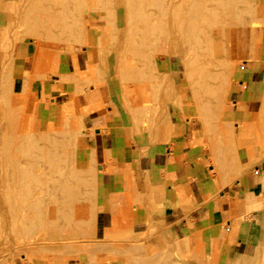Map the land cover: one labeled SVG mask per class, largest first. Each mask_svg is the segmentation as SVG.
<instances>
[{
    "label": "rangeland",
    "instance_id": "374dc122",
    "mask_svg": "<svg viewBox=\"0 0 264 264\" xmlns=\"http://www.w3.org/2000/svg\"><path fill=\"white\" fill-rule=\"evenodd\" d=\"M1 1L0 4L2 5H0V10L4 5L7 7L12 5V14L0 11V34L4 35H0V72H2L0 73V78L3 77L0 79V170L2 168L5 170L2 169L0 171V230L2 231H0V264H35L43 261H45L46 264H78L82 261H86L87 264H108L106 263L108 261L109 264H129V262L130 264H219L217 262L219 258H216V255H205L204 243L201 236L198 234L181 238V240L177 242L167 241L158 244H152L145 238L137 239L126 235H116L114 233H109L103 238L102 234L95 226L97 212L95 185L96 169L89 171L87 168L83 166L78 167L75 164L76 148L79 145V141L83 138V133L93 132L87 125L88 110L83 108L82 101L90 87L99 89L101 93L99 99L107 100L106 104L112 106L115 110H120L127 117L128 123L133 128L134 132L149 134L152 142L160 141L164 134L171 128L170 119L168 117L170 113H177L182 120H190L197 128H200L202 134L200 143L204 145L208 154L207 163L213 169L211 176L216 178L221 186L234 188L241 177L264 158V144L259 143L260 139L264 136V88L261 102L254 111L252 124L248 126V136L246 138H236L232 132V125L222 123L221 113L226 104L227 93L231 85L235 83V76L240 69L243 68V65L247 63L249 68L259 67L260 65L264 67V3L259 6L254 0H237L238 2L236 0H188L189 3L197 2L203 5V8L199 9V11H201L200 17L195 26L198 25L199 28L198 26L196 27L198 30L200 29V31L205 30L206 34H198L196 37L197 39L194 37L187 39L179 35H173L169 29L167 30L169 31L168 35L165 30L166 26L169 28L170 17L166 16L164 12L166 11L165 9L169 7L171 0H157V4L156 0L155 2L149 1L151 4L146 12L149 13L151 18L153 19L157 16L160 18L159 14H162V20L160 18V20L153 19V22L151 21V25H153L151 32L154 29L155 31L158 30V37L153 36L156 34L155 31L151 34L147 33L150 31L148 26L146 25V27L144 21H142L143 15L137 17L132 13L133 5H137L134 3V0H86L87 3L85 0H58V2L56 0H51V3L49 0H41V2H39L40 4H38L39 6L37 5L32 11L34 13L33 19L37 24L33 20H31L33 24L30 21L28 22L29 19L25 15L26 10L30 8V6L33 7L32 3L35 0L31 3H28L30 0ZM22 1L24 3L26 2L27 6L23 3V8L20 9ZM52 1H55V4ZM66 1L68 4H66ZM221 1L224 3L222 2L221 4ZM96 2L99 3L97 4ZM159 2L160 4H158ZM215 2H218V4H215ZM19 3L20 5H18ZM80 8L83 12L80 11ZM205 8L213 12L217 11L216 13H218L221 18L218 16L212 25L208 24L206 20L208 14ZM227 13L229 16L226 15ZM20 15H22L21 18ZM76 16L78 22L75 18ZM15 18L21 21L19 20L18 23V20L16 19L15 21ZM228 21L231 22V24ZM8 22L10 26H8L4 32L3 27ZM46 22L50 27L46 25ZM134 22L138 24H134ZM225 22L228 27L225 25ZM39 25L40 27L44 26L43 28L45 29L40 28ZM70 25H73V27ZM164 25L165 29L163 28ZM230 25L234 26V28ZM18 26H20L19 29L17 28ZM154 26L157 28H153ZM210 26H212L211 29ZM220 26L231 32L229 39L233 43H237L238 40L243 38L242 35H244L246 40L244 47H246L242 49V47L240 48L237 44H233L232 46L221 31L213 37L212 45L208 44L206 42L209 38V36H206L207 32L211 34V31L215 32ZM163 29L166 33H164L165 31ZM145 30L147 32H145ZM15 31L20 33L17 34ZM161 32L164 35L161 34ZM144 34L146 35L145 37H143ZM160 36H162L164 40L162 39L161 41V39H159V41L156 39ZM165 36H167V38ZM139 37L141 38L140 40ZM142 39L143 41L141 42ZM167 39H169L168 42ZM198 39L200 41H198ZM157 41L160 43H157ZM190 49L196 51L189 59V61L193 63L187 66L186 53H188ZM202 54H205V56L203 57ZM213 56L216 57H214V60ZM147 58L150 59V61ZM202 60L205 63H203ZM168 61H173L177 65V71L170 72L164 70V64ZM195 63L197 65H195ZM200 63H203L207 69H209L210 72L208 70L205 71L207 77H203ZM5 64H8L11 69ZM71 65L75 71L74 73L71 72ZM151 67L153 68L151 69ZM137 69L138 71H136ZM8 70L10 74L7 73L9 72ZM219 70H221V72ZM128 72H131V75ZM138 72L141 73V75ZM6 73L9 75H6ZM133 76L134 78H132ZM127 80H129V82ZM223 80L225 81L223 82ZM218 83L220 87L224 83L221 91ZM215 85L217 89L214 87ZM44 91L46 94H44ZM215 94L217 96H215ZM194 95L197 99L194 98ZM52 98L55 101L54 105L50 103L51 100H53ZM51 106L57 108V115L53 123L46 121L44 116L45 109ZM198 107L202 110H200L201 112L198 110ZM260 112L262 114H260ZM8 134H10V136ZM17 135H21L19 139ZM28 135L30 137H27ZM42 137L45 138L46 141H42ZM16 138L17 142L14 141ZM52 138H57L53 140L57 143L49 142L52 141ZM12 140L13 142H11ZM32 140L33 143L35 142V145L30 143ZM5 141L7 144H2V142ZM20 142L23 143L20 145ZM24 143L27 145H24ZM29 143L31 145L33 144L32 147ZM43 143H45L44 145L47 148L44 147ZM17 144L18 147H16ZM22 145H24V147ZM56 145L58 146L55 148ZM19 149L21 151H18ZM50 149L53 154H51ZM12 150L15 151L13 152ZM31 150L32 152L29 154ZM24 153L26 154L24 155ZM5 156L11 159H7L6 161L7 165L12 167L6 165ZM52 157H54L55 160ZM23 158L26 160H23ZM58 158L60 160H58ZM12 159H15L16 163L13 162L14 160L12 161ZM19 159H21V163ZM8 161L11 163H8ZM30 161L32 163L30 165H33V167L29 166ZM54 161L56 163H58V161L60 162L56 164ZM20 164L23 165V168L25 167L24 170L26 174L24 173V175L20 176V178L17 179L18 182L25 181L23 176H30L35 172L37 173L34 174L35 177H41L38 178V182L42 184V186H45L43 187L45 192L41 190V197L43 198L39 200V211L31 210L30 213L27 214L29 218L27 215L25 217L27 220H32L35 212L40 213L46 209L47 211L45 210L44 213L45 216H48V218H45L46 221L48 220L46 222L48 224H43V226L40 223L39 226L35 224L32 225L35 226L34 228L32 227L29 230L26 229L27 231L22 229L21 225H17L13 219L14 213L21 211L22 208L19 207L21 203L18 202L20 201V194L18 193L19 197L18 195L16 196V194L7 197L9 194L8 192H10V190L12 192V169L13 167L16 168V166L20 168ZM26 165H28L29 168ZM50 168L55 170H51ZM31 169H33V173H30V171L32 172ZM49 170H51V172ZM59 171L60 173H58ZM3 172L6 174L8 173L7 177ZM49 174L50 176L48 177ZM56 177H58V179ZM43 179H46L45 184L42 181ZM67 187H69V189ZM8 189L9 191H7ZM71 192L76 194H72ZM46 194L53 195L55 198L53 196L52 199L44 198ZM70 195H72V197ZM13 197H17V203L14 201ZM10 199L13 201L10 202ZM60 201L63 206H60ZM75 202L78 203L76 204L77 208L78 206L80 207V209L78 208L80 215L75 223H73L74 227L72 226L73 229L71 231H74L73 233L77 232L76 238L72 237L75 240L71 238L72 240H67L65 242L61 240V236L63 237L64 235L61 229L49 231V229H52L49 214H51L50 212L52 211L54 216H60L62 212L70 208H76L74 205ZM46 204H50L47 206L48 209L45 207ZM58 204L60 205L56 206ZM54 206H56L57 209H55ZM47 213L48 215H46ZM49 225L50 228L48 227ZM85 231L87 234L84 233ZM96 248L100 250L97 251ZM127 254L130 257L127 256ZM261 259L264 260V258ZM104 260L106 262H104Z\"/></svg>",
    "mask_w": 264,
    "mask_h": 264
},
{
    "label": "crops",
    "instance_id": "0c3cea01",
    "mask_svg": "<svg viewBox=\"0 0 264 264\" xmlns=\"http://www.w3.org/2000/svg\"><path fill=\"white\" fill-rule=\"evenodd\" d=\"M164 70L175 72L177 65L168 61ZM263 88L264 67L244 64L221 113L236 138L248 136ZM100 94L90 87L82 101L93 132L83 133L75 164L96 169L95 226L103 238L114 233L158 244L198 234L205 255H216L219 264H264V158L234 188L221 186L211 176L202 134L193 122L170 113L171 128L152 142L149 134L134 132L127 117ZM56 110L45 109L46 121H55Z\"/></svg>",
    "mask_w": 264,
    "mask_h": 264
},
{
    "label": "bare ground",
    "instance_id": "6f19581e",
    "mask_svg": "<svg viewBox=\"0 0 264 264\" xmlns=\"http://www.w3.org/2000/svg\"><path fill=\"white\" fill-rule=\"evenodd\" d=\"M1 1V0H0ZM24 1V0H23ZM22 1V6H20V9H22L23 8V2ZM27 1V0H26ZM50 1V3H51V0H49ZM57 2H58V0H56ZM59 1H61V0H59ZM86 1V0H85ZM150 0H134V3H136L135 5L136 6H134L133 5V9H132V13L135 15V16H141V15H143V19H142V21H144V25L146 26H148V29H149V31L150 32H147L146 30H148V29H146L145 30V32H147V33H149V34H151L153 31H155V29L151 32V30H152V26L153 25H151L152 24V22H153V19H155V20H157V19H159L160 20V18L162 17L161 15L162 14H159L160 15V18H159V16H157V17H155V18H151V16L149 15V13L148 12H146L147 11V9H148V7H149V5L151 4V2H149ZM151 1H154L155 2V0H151ZM159 1V0H158ZM161 1V0H160ZM218 1H220V0H218ZM232 1H234V0H232ZM237 1V0H236ZM2 2V1H1ZM31 2H33V0L31 1L30 0V2H28V3H31ZM39 2H41V0H35L32 4V6L33 7H31L30 6V8H26L25 10H26V17H28V22L30 21V22H32L31 20H33L34 21V19H33V15H34V13L32 12L33 11V9L34 8H36V6L38 5V4H40ZM53 2V1H52ZM55 2V1H54ZM53 2V3H54ZM63 2V1H62ZM83 2V1H82ZM100 2V1H99ZM98 2V3H99ZM104 2V1H103ZM153 2V3H154ZM222 2L223 1H221V4H222ZM231 2V1H230ZM238 2V1H237ZM45 3H46V1H45ZM64 3H65V1H64ZM81 3V2H80ZM80 3H79V5H80ZM86 3H87V1H86ZM91 3V2H90ZM97 3V2H96ZM97 3V4H98ZM105 3V2H104ZM103 3V4H104ZM149 3V4H148ZM164 3V2H163ZM224 3V2H223ZM241 3V2H240ZM24 4H26V6H27V3L25 2ZM55 4V3H54ZM57 4V3H56ZM66 4H68V2L66 1ZM92 4V3H91ZM155 4V3H154ZM156 4H157V0H156ZM158 4H160V2L158 3ZM165 4V3H164ZM168 4H169V2H168ZM215 4H218V2L216 3L215 2ZM0 5H2V4H0ZM18 5H20V3L18 4ZM69 5H71V4H69ZM78 5V4H77ZM76 5V6H77ZM110 5V4H109ZM153 5V4H152ZM237 5V4H236ZM39 6V5H38ZM74 6V5H73ZM81 6V5H80ZM84 6V5H83ZM156 6H161V5H156ZM17 7V6H16ZM88 7V6H87ZM107 7V6H106ZM167 7H168V5H167ZM223 7H225V6H223ZM222 7V8H223ZM234 7V6H233ZM11 8H12V5L11 6H9V7H7V6H3L2 8H1V12H3V13H10V14H12V11H11ZM40 8V7H39ZM50 8H51V6H50ZM67 8H69V7H67ZM74 8V7H73ZM91 8V7H90ZM158 8V7H157ZM201 8H203V5L202 4H198L197 2H194V3H189L188 2V0H171V2H170V4H169V7L167 8V9H165L166 11L164 12L165 13V15L166 16H168V17H170V25H169V28L166 26V29L164 28L165 27V25L163 26V28L167 31L168 29H169V31L173 34V35H179L180 37H184V38H187V39H189V38H195V39H197L196 37L198 36V34H206L205 33V30H201L200 31V29L198 30L197 29V27L196 26H198V25H196L195 26V24H196V22L198 21V19H199V17H200V12L201 11H199V9H201ZM18 9V8H17ZM75 9H76V7H75ZM81 9V8H80ZM108 9H109V7H108ZM162 9V8H161ZM227 9V8H226ZM35 10H37V9H35ZM59 10V9H58ZM70 10H71V8H70ZM78 10V9H77ZM76 10V11H77ZM158 10V9H157ZM163 10H164V6H163ZM231 10H232V8H231ZM254 10V9H253ZM24 11V10H23ZM47 11V10H46ZM63 11H65V10H63ZM72 11V10H71ZM76 11H74V12H76ZM79 11V10H78ZM81 12H83L82 11V9L80 10ZM205 11H207V14H208V17H207V22H208V24H210V25H212L213 23H214V21H216V17L218 18V13H216V12H213L212 10H208V9H206L205 8ZM230 11V10H229ZM228 11V12H229ZM25 12V11H24ZM37 12H39V11H37ZM48 12V11H47ZM73 12V13H74ZM111 12V11H110ZM163 12V11H162ZM221 12V11H220ZM223 12H224V10H223ZM233 12V11H232ZM231 12V13H232ZM242 12V11H241ZM18 13H19V10H18ZM33 13V14H32ZM41 13V12H40ZM39 13V14H40ZM54 14H56L57 13V10H56V13L55 12H53ZM58 13H60V12H58ZM222 13V12H221ZM230 13V14H231ZM248 13V12H247ZM20 14V13H19ZM78 14V13H77ZM132 14V15H133ZM220 14V13H219ZM79 15V14H78ZM149 15V16H148ZM158 15V14H157ZM202 15V14H201ZM205 15V14H204ZM221 15H224V14H221ZM226 15H228V13L226 14ZM225 15V16H226ZM251 15V14H250ZM12 16V15H11ZM24 16V15H23ZM38 16V15H37ZM40 16V15H39ZM75 16V15H74ZM206 16V15H205ZM229 16V15H228ZM252 16V15H251ZM16 17V16H15ZM22 17V15H20V18ZM60 17V16H59ZM81 17H82V15H81ZM163 17H164V15H163ZM203 17V16H202ZM220 17V16H219ZM17 18H18V16H17ZM17 18H15V21H16V19ZM49 18V17H48ZM68 18V17H67ZM76 18V20H77V16L75 17ZM83 18V17H82ZM135 18V17H134ZM221 18V17H220ZM223 18V17H222ZM234 18V17H233ZM243 18V17H242ZM10 19H13V18H10ZM27 19V18H26ZM41 19V18H40ZM43 19V18H42ZM51 19V18H50ZM66 19V18H65ZM74 19V18H73ZM137 19V18H136ZM152 19V20H151ZM165 19H167V18H165ZM201 19V18H200ZM205 19V18H204ZM204 19H202V20H204ZM18 20V19H17ZM20 20V19H19ZM19 20L17 21L18 23H19ZM46 20V19H45ZM49 20V19H48ZM56 20V19H55ZM59 20V19H58ZM75 20V19H74ZM161 20H162V18H161ZM222 20V19H221ZM233 20V19H232ZM21 21V20H20ZM52 21V20H51ZM63 21V20H62ZM73 21V20H72ZM138 21V20H137ZM152 21V22H151ZM165 21V20H164ZM27 22V21H26ZM35 22V21H34ZM48 22V21H47ZM46 22V23H47ZM58 22V21H57ZM77 22H78V20H77ZM219 22H220V20H219ZM219 22H217V23H219ZM229 22V21H228ZM18 23H16V24H18ZM24 23V22H23ZM36 23V22H35ZM34 23V24H35ZM82 23H83V21H82ZM155 23V22H154ZM226 23V22H225ZM230 24H231V22H229ZM9 24V22L3 27V31L5 32L6 31V28L8 27V26H10V25H8ZM29 24V23H28ZM32 24H33V22H32ZM37 24V23H36ZM45 24V23H44ZM132 24H133V21H132ZM134 24H138L137 22L135 23L134 22ZM143 24V23H142ZM163 24V23H162ZM204 24V23H203ZM202 24V25H203ZM216 24V23H215ZM214 24V25H215ZM221 24V23H220ZM251 24V23H250ZM41 25V24H40ZM40 25H39V27H40ZM46 25H48V23L46 24ZM74 25V24H73ZM73 25L71 26V27H73ZM83 25V24H82ZM155 25H156V23H155ZM205 25V24H204ZM225 25H227V23L225 24ZM249 25V24H248ZM15 26H17V25H15ZM34 26V25H33ZM36 26V25H35ZM38 26V25H37ZM49 26V25H48ZM54 26H56V25H54ZM63 26V25H62ZM65 26H66V24H65ZM68 26V25H67ZM136 26V25H135ZM146 26V27H147ZM157 26H160V25H157ZM230 26H232V25H230ZM44 26H42V27H40V28H43ZM47 27V26H46ZM50 27V26H49ZM203 27V26H202ZM211 27L212 26H210V29H211ZM222 27H224V26H222ZM226 27V26H225ZM227 27H228V25H227ZM233 28H234V26H232ZM13 28V27H12ZM16 28V27H15ZM18 29L20 28V26H18L17 27ZM48 28V27H47ZM135 28V27H134ZM136 28H138V27H136ZM153 28H157L156 26H154ZM159 28V27H158ZM198 28H199V26H198ZM201 28V27H200ZM213 28H214V26H213ZM230 28V27H229ZM39 29V28H38ZM43 29H45V28H43ZM42 29V30H43ZM50 29V28H49ZM64 29V28H63ZM75 29V28H74ZM144 29V28H143ZM160 29V28H159ZM163 29V30H164ZM203 29V28H202ZM231 29V28H230ZM229 29V30H230ZM237 29V28H236ZM15 30V29H14ZM33 30V29H32ZM51 30V29H50ZM66 30H67V27H66ZM76 30V29H75ZM140 30V29H139ZM141 30H142V28H141ZM161 30H162V28H161ZM164 30V31H165ZM207 30V29H206ZM232 30V29H231ZM17 31V30H16ZM15 31V32H16ZM36 31H38L37 29H36ZM47 31V30H46ZM49 31V30H48ZM158 31V30H157ZM157 31H155V33L157 34H155V35H153L154 37L155 36H157L158 37V33H157ZM164 31H162V32H164ZM166 31L164 32V33H166ZM169 31H167V34H168V32ZM223 32V34L225 35V38L229 41V43H231L232 44V46H233V44H237L240 48L242 47V49H243V47H244V45L246 44V40H245V36L244 35H242L243 36V38H241V40H238L237 41V43H233L232 41H230V39H229V37H230V35H231V32H229L228 30H225V29H223V28H221V26L214 32V31H211V34L209 35L208 34V32H207V35L206 36H209V38H208V40L206 41L208 44H210V45H212V43H213V37L217 34V33H219V32ZM71 32V31H70ZM73 32V31H72ZM132 32V31H131ZM135 32H136V30H135ZM142 32H143V30H142ZM161 32V34H163ZM210 32V31H209ZM17 33V32H16ZM20 33V32H19ZM19 33H17V34H19ZM38 33H39V31H38ZM141 33V32H140ZM147 33H146V35H147ZM154 34V33H153ZM237 34V33H236ZM1 35V34H0ZM16 35V34H15ZM36 35V34H35ZM142 35V34H141ZM145 34H144V36L143 37H145L146 36ZM164 35V34H163ZM166 35V34H165ZM169 35V34H168ZM167 35V36H168ZM1 36H4L3 34L1 35ZM1 36H0V38H1ZM152 36V37H153ZM167 36H165L166 38H167ZM178 36V37H179ZM14 37V36H13ZM136 37V36H135ZM141 37V36H140ZM139 37V40L142 38H140ZM148 37H149V35H148ZM164 37V38H165ZM136 38H138V37H136ZM168 38H169V36H168ZM200 38V37H199ZM207 38V37H206ZM146 39V38H145ZM155 39V38H154ZM156 39H161V41H162V39H163V37L162 36H160L159 38H156ZM200 39H202V38H200ZM244 39V40H243ZM150 40V39H149ZM149 40H147V41H149ZM164 40V39H163ZM191 40V39H190ZM226 40V42L228 43V41ZM35 41V40H34ZM137 41V40H136ZM143 41V39L141 40V42ZM154 41V40H153ZM160 41V40H159ZM159 41H157V43H160ZM166 41V40H165ZM169 41V39H167V42ZM195 41V40H194ZM193 41V42H194ZM198 41H200L199 39H198ZM204 42V41H203ZM202 42V44L204 45V43ZM206 42H205V44H206ZM134 43V42H133ZM146 43V42H145ZM148 43V42H147ZM169 43H171V42H169ZM139 44H141V43H139ZM150 44V43H149ZM192 44V43H191ZM198 44V43H197ZM196 44V45H197ZM200 44V43H199ZM207 44V45H208ZM135 45V44H134ZM133 45V46H134ZM138 45V44H137ZM143 45V44H142ZM159 45V44H158ZM157 45V46H158ZM189 45V44H188ZM195 45V46H196ZM210 45H208V46H210ZM227 45H229V44H227ZM1 46V45H0ZM131 46V45H130ZM167 46H168V43H167ZM170 46V45H169ZM199 46H201V45H199ZM147 47H148V45H147ZM231 47V46H230ZM246 47V46H245ZM244 47V48H245ZM141 48V47H140ZM188 48H190V47H188ZM200 48V47H199ZM201 48H203V47H201ZM205 48H206V46H205ZM210 48V47H209ZM139 49V48H138ZM197 49V48H196ZM207 49V48H206ZM230 49V48H229ZM4 50V49H3ZM140 50V49H139ZM147 50H148V48H147ZM201 50V49H200ZM208 50V49H207ZM233 50V49H232ZM238 50V49H237ZM6 51V50H5ZM142 51V50H141ZM196 51V50H195ZM195 51H193V50H189L188 51V53H186L187 54V56H186V65L188 66L190 63L192 64L193 62L191 61H189V59L191 58V56H192V54H194V52ZM210 51V50H209ZM14 52V51H13ZM144 52V51H143ZM230 52H231V50H230ZM238 52V51H237ZM145 53V52H144ZM200 53V52H199ZM198 53V54H199ZM236 53V52H235ZM136 54V53H135ZM232 54V53H231ZM237 54V53H236ZM140 55H141V53H140ZM195 55H196V53H195ZM203 55V54H202ZM209 55V54H208ZM230 55V54H229ZM228 55V56H229ZM8 56V55H7ZM14 56V55H13ZM147 56V55H146ZM149 56V55H148ZM198 56V55H197ZM205 56V54L203 55V57ZM141 57V56H140ZM150 57V56H149ZM148 57V58H149ZM214 57L215 56H213V60H214ZM243 57V56H242ZM9 58V57H8ZM12 58V57H11ZM147 58V59H148ZM198 58H200V57H198ZM216 58V57H215ZM195 59V58H194ZM149 61H150V59H148ZM148 60H147V62H148ZM221 61V60H220ZM11 62V61H10ZM144 62V61H143ZM200 62V61H199ZM202 62H203V60H202ZM209 62V61H208ZM6 63H8V62H6ZM12 63H13V61H12ZM138 63H140V62H138ZM145 63V62H144ZM203 63H205V62H203ZM203 63H200L201 64V68H202V75H203V77L204 76H206L207 77V75H206V73H205V71H209V69H207V67L203 64ZM18 64V63H17ZM140 64H142V63H140ZM211 64V63H210ZM222 64V63H221ZM6 65V64H5ZM8 65V64H7ZM6 65V66H7ZM13 65V64H12ZM146 65V64H145ZM195 65H197L196 63H195ZM207 65V64H206ZM9 66V65H8ZM135 66V65H134ZM144 66V65H143ZM10 67V66H9ZM137 67V66H136ZM135 67V68H136ZM200 67V66H199ZM209 67V66H208ZM216 67V66H215ZM223 67V66H222ZM227 67V66H226ZM1 68V67H0ZM153 67H151V69H152ZM211 68V67H210ZM8 69V68H7ZM10 69H11V67H10ZM9 69V70H10ZM139 69V68H138ZM138 69L136 70V71H138ZM140 69H142V68H140ZM145 69V68H144ZM189 69V68H188ZM195 69V68H194ZM8 70V71H9ZM135 70V69H134ZM201 70V69H200ZM199 70V71H200ZM150 71V70H149ZM153 71V70H152ZM220 72H221V70H219ZM132 72H133V69H132ZM154 72V71H153ZM201 72V71H200ZM210 72V71H209ZM0 73H2V72H0ZM7 73H9L10 74V71L9 72H7ZM6 73V75H9V74H7ZM128 73H130V75H131V72H128ZM139 73V72H138ZM211 73H213V72H211ZM211 73H209V74H211ZM4 74V73H3ZM140 75H141V73H139ZM138 74V75H139ZM142 74H144V73H142ZM149 74V73H148ZM195 74V73H194ZM200 74V73H199ZM214 74V73H213ZM132 75H134V74H132ZM135 75H136V73H135ZM134 75V76H135ZM215 75V74H214ZM221 75H222V73H221ZM221 75H218V76H221ZM1 76H2V74H1ZM42 76V75H41ZM134 76L132 77V78H134ZM146 76V75H145ZM149 76V75H148ZM186 76H187V74H186ZM191 76V75H190ZM200 76V75H199ZM210 76V75H209ZM208 76V77H209ZM223 76V75H222ZM9 77V76H8ZM138 77V76H137ZM152 77V76H151ZM156 77V76H155ZM216 77V76H215ZM214 77V78H215ZM1 78H3V77H1ZM0 78V79H1ZM43 78V77H42ZM140 78V77H139ZM156 78H158V77H156ZM192 78V77H191ZM213 78V77H212ZM223 78V77H222ZM225 78V77H224ZM128 79V78H127ZM196 79V78H195ZM209 79H210V77H209ZM217 79V78H216ZM220 79H221V77H220ZM132 80V79H131ZM149 80V79H148ZM211 80V79H210ZM28 81H29V79H28ZM128 82H129V80H127ZM216 81V80H215ZM225 80H223V82H224ZM1 82V81H0ZM153 82V81H152ZM222 82V81H221ZM131 83V82H130ZM135 83V82H134ZM151 84V83H150ZM206 84V83H205ZM162 85V84H161ZM223 85H224V83H223ZM222 85V86H223ZM226 85V84H225ZM25 86V85H24ZM218 86H219V83H218ZM222 86L220 87L219 86V88H220V91H221V89H222ZM161 87V86H160ZM215 88H216V85L214 86ZM209 88H210V85H209ZM209 88H208V90H209ZM133 89V88H132ZM166 89V88H165ZM203 89V88H202ZM207 89V88H206ZM217 89V88H216ZM215 89V90H216ZM129 90H131V89H129ZM210 91V90H209ZM12 93V92H11ZM131 93V92H130ZM153 93H154V91H153ZM210 93V92H209ZM213 93H215V92H213ZM212 93V94H213ZM217 93V92H216ZM167 94H168V91H167ZM201 94H203V93H201ZM218 94V93H217ZM132 95V94H131ZM195 96V95H194ZM203 96H205V95H203ZM212 96H214V95H212ZM215 96H217L216 94H215ZM182 97V96H181ZM219 97H220V95H219ZM131 98H132V96H131ZM194 98H196V96L194 97ZM193 98V99H194ZM199 98V97H198ZM197 99V98H196ZM195 99V100H196ZM208 99V98H207ZM217 99V98H216ZM89 100V99H88ZM195 100H194V102H195ZM157 101V100H156ZM209 101V100H208ZM209 104V103H208ZM211 104H212V102H211ZM154 105H155V103H154ZM205 105V104H204ZM197 106V105H196ZM212 106V105H211ZM210 106V107H211ZM141 107V106H140ZM145 107V106H144ZM7 108V107H6ZM136 108V107H135ZM143 108V107H142ZM202 108V107H201ZM9 109V108H8ZM209 109V108H208ZM10 110V109H9ZM151 110V109H150ZM196 110H197V107H196ZM198 110L200 111L201 109H199V107H198ZM14 111H16V110H14ZM135 111V110H134ZM137 111V110H136ZM202 111V110H201ZM200 111V112H201ZM17 112H18V110H17ZM147 112V111H146ZM151 112V111H150ZM14 113V112H13ZM16 113V112H15ZM139 114V113H138ZM144 114V113H143ZM142 114V115H143ZM146 114V113H145ZM151 114V113H150ZM206 114V113H205ZM260 114H262L261 112H260ZM6 115H8V114H6ZM16 115V114H15ZM141 115V116H142ZM10 116V115H9ZM147 116H148V114H147ZM205 116V115H204ZM13 118H14V116H13ZM150 118V117H149ZM11 119V118H10ZM144 119V118H143ZM147 119V118H146ZM5 120V119H4ZM19 120V119H18ZM148 120V119H147ZM17 121V120H16ZM8 122V121H7ZM13 123L15 124V122L13 121ZM66 123H68V122H66ZM6 124V123H5ZM11 124H12V122H11ZM145 124H148V123H145ZM9 125H10V123H9ZM105 125V124H104ZM149 125V124H148ZM6 126V125H5ZM13 127V126H12ZM103 127H106V126H103ZM6 128V127H5ZM4 128V129H5ZM8 132V131H7ZM6 132V133H7ZM9 132H10V130H9ZM17 132V131H16ZM21 133V132H20ZM17 134V133H16ZM15 134V135H16ZM31 134V133H30ZM37 134V133H36ZM9 136H10V134H8ZM13 135H14V133H13ZM23 135V134H22ZM32 135H34V134H32ZM9 136H7V137H9ZM12 136V135H11ZM21 136V135H20ZM20 136H18L17 135V137H18V139H19V137ZM37 136V135H36ZM16 137V136H15ZM27 137H30L29 135L27 136ZM32 138V137H31ZM41 138V137H40ZM15 139V138H14ZM13 139V140H14ZM42 141H46V139L45 138H43L42 137ZM45 139V140H44ZM55 139H57V138H52V141H49V142H53V143H57V142H54L53 140H55ZM62 139V138H61ZM10 140V139H9ZM13 140L11 141V142H13ZM22 140V139H21ZM59 140V139H58ZM64 140V139H63ZM3 141H4V139H3ZM15 142H17V138H16V140H14ZM19 141V140H18ZM35 141V140H34ZM30 142V141H29ZM6 143V141L5 142H2V144H5ZM21 143H23V142H20V145H21ZM30 143H33V140H32V142H30ZM29 143V144H30ZM35 143V142H34ZM33 143V144H34ZM48 143V142H47ZM64 143V142H63ZM259 143H262V144H264V136H263V138H261L260 139V141H259ZM1 144V145H2ZM7 144V143H6ZM13 144V143H12ZM12 144H11V146H12ZM26 143H24V145H25ZM32 144V145H33ZM45 143H43V145H44ZM49 144V143H48ZM61 144V143H60ZM16 145V144H15ZM14 145V146H15ZM24 145H22L23 147H24ZM27 145V144H26ZM31 145V144H30ZM29 145V146H30ZM32 145H31V147H32ZM35 145V144H34ZM3 146V145H2ZM8 146H10V145H8ZM52 146V145H51ZM58 145H56L55 146V148L57 147ZM63 146V145H62ZM6 147V146H5ZM4 147V148H5ZM16 147H18V144H17V146ZM39 147V146H38ZM42 147V146H41ZM44 147H46L45 145H44ZM2 148V147H1ZM15 148V147H14ZM25 148H26V150L28 151V149H27V147L25 146ZM47 148V147H46ZM53 148V147H52ZM51 148V149H52ZM59 148V147H58ZM20 149L22 150V148L20 147ZM18 150V151H21V150ZM24 149V148H23ZM29 149H32V148H29ZM39 149V148H38ZM45 149V148H44ZM50 149V152L52 151ZM60 149V148H59ZM63 149V148H62ZM33 150V149H32ZM32 150L29 152V154L32 152ZM47 150V149H46ZM56 150V149H55ZM54 150V151H55ZM64 150V149H63ZM63 150H61V151H63ZM13 152L15 151V150H12ZM11 151V152H12ZM35 151H36V149H35ZM38 151V150H37ZM40 151V150H39ZM53 151V152H54ZM56 151H58V150H56ZM61 151H59V152H61ZM25 152V151H24ZM44 152V151H43ZM46 152V151H45ZM65 152H66V150H65ZM19 153V152H18ZM23 153V152H22ZM48 153H49V151H48ZM15 154V153H14ZM17 154V153H16ZM26 153H24V155H25ZM35 154V153H34ZM34 154H32V155H34ZM51 154H53L52 152H51ZM54 154H56V153H54ZM19 155V154H18ZM17 155V156H18ZM27 155H28V153H27ZM36 155V154H35ZM43 155H45V154H43ZM42 155V156H43ZM57 155V154H56ZM7 156H9V155H7ZM16 156V155H15ZM0 157H1V155H0ZM24 157V156H23ZM29 157V156H28ZM36 157H37V155H36ZM62 157V156H61ZM9 157H6L5 156V161L8 159ZM15 158V157H14ZM21 158H22V156H21ZM25 158H27V157H25ZM25 158H23V160H26ZM35 158V157H34ZM43 158V157H42ZM41 158V159H42ZM44 158H46V157H44ZM54 160H55V158L54 157H52ZM17 159H18V157H17ZM33 159V158H32ZM38 159H40V158H38ZM8 160H11V159H8ZM14 160V161H13ZM20 160V163H21V159H19ZM30 160H31V158H30ZM37 160V159H36ZM46 160V159H45ZM44 160V161H45ZM58 160H60L59 158H58ZM12 161L13 162H15V159H12ZM29 161V160H28ZM2 162V161H1ZM18 162V161H17ZM36 163H38L37 161H35ZM55 162V161H54ZM60 161H58V163H59ZM4 163V162H3ZM8 163H11L10 161H8ZM16 163V162H15ZM14 163V164H15ZM50 163V162H49ZM56 163V162H55ZM58 163H56V164H58ZM5 164V163H4ZM4 164H3V166H4ZM19 164V163H18ZM30 164H32L31 163V161H30V163H29V166L31 167H33V165H30ZM52 164V163H51ZM2 165V164H1ZM6 165H7V161H6ZM21 165V164H20ZM63 165V164H62ZM8 166V165H7ZM6 166V167H7ZM15 166V165H14ZM23 165H21V167L20 168H17V166H16V168H14L13 167V169H12V172L11 173H13V174H11V181L13 182V185H12V187H11V189H12V192H11V190H10V192H8L9 194H8V196L7 197H11L12 195L14 196L15 194H16V196L18 195V193L20 194V198H19V200L20 201H18V202H20L21 203V206H19V207H22L21 208V211H19V212H15L14 213V216H13V219H14V221H15V223H17V225L19 224V226L21 225L22 226V229H30V228H34L35 226H32V225H38L39 226V223L40 224H42V226H43V224H48V223H46L47 221H46V217L48 218V216H45V213H44V211L46 210H44V211H41L40 213H37V212H35L34 214L36 215H34V218L32 219V220H27V218L25 217L28 213H30V211L31 210H38L39 211V209H38V207H39V203H40V201L39 200H42V198L43 197H41V194H42V191L41 190H43V187H45V186H42V184H40L39 182H38V178H41V177H39L38 176V178H37V176L35 177V175L34 174H37V173H35L34 171H33V169H31L32 170V172L30 171V173H33L34 172V174H31L30 176L29 175H25V176H23L24 178H25V181H21V182H18V178H20V176H22V175H24V173H25V167L23 168L22 167ZM24 166H25V162H24ZM28 168H29V166L28 165H26ZM36 166H37V164H36ZM55 166V165H54ZM53 166V167H54ZM1 167V166H0ZM6 167H4V168H6ZM8 167H12V166H8ZM62 167V166H61ZM43 168V167H42ZM56 168H57V166H56ZM58 168H59V165H58ZM3 169V168H2ZM1 169V170H2ZM8 169V168H7ZM34 169H36V168H34ZM51 169V168H50ZM63 169V168H62ZM0 170V171H1ZM4 170V169H3ZM10 170V169H9ZM39 170V169H38ZM51 170H55V169H51ZM51 170H49L50 172H51ZM65 170V169H64ZM69 170H70V168H69ZM5 171V170H4ZM28 171V170H27ZM26 171V172H27ZM37 171V170H36ZM42 171H45V170H42ZM47 171V170H46ZM61 171V170H60ZM60 171L58 172V173H60ZM7 172V171H6ZM39 172V171H38ZM40 172H41V170H40ZM53 172H55V171H53ZM69 172V171H68ZM3 173H5V172H3ZM28 173V172H27ZM43 173V172H42ZM46 173V172H45ZM6 174V173H5ZM26 174V173H25ZM52 174V173H51ZM66 174H67V172H66ZM65 174V175H66ZM72 174V173H71ZM7 175H8V173L6 174V177H7ZM40 175V174H39ZM46 175V174H45ZM45 175H44V177H45ZM64 175V176H65ZM68 175V174H67ZM70 175V174H69ZM1 176V175H0ZM10 176V175H9ZM9 176H8V179H9ZM50 176V174L48 175V177ZM63 176V175H62ZM47 177V178H48ZM51 178H52V176H51ZM57 179H58V177H56ZM62 178V177H61ZM53 179V178H52ZM56 179V180H57ZM46 180V179H45ZM44 179L42 180L43 182H44V184H45V181ZM54 180V179H53ZM20 181V180H19ZM39 181H40V179H39ZM60 181H61V179H60ZM66 181V180H65ZM6 182V181H5ZM58 182V181H57ZM69 182V181H68ZM8 183V182H7ZM11 183V182H10ZM53 183V182H52ZM9 184V183H8ZM47 184H48V182H47ZM54 184V183H53ZM60 184V183H59ZM59 184H58V186H59ZM62 185H63V183H62ZM48 186V185H47ZM10 187H9V189H10ZM69 187H71V186H69ZM69 187H67L68 189H69ZM49 188V187H48ZM6 189V188H5ZM9 189L7 190V191H9ZM46 189V188H45ZM55 190V189H54ZM6 191V190H5ZM1 192V191H0ZM43 192H45L44 190H43ZM48 192V191H47ZM60 192V191H59ZM63 192V191H62ZM67 192V191H66ZM69 192V191H68ZM72 193V192H71ZM43 194H45V193H43ZM62 194V193H61ZM70 194V193H69ZM72 194H76V193H72ZM63 195V194H62ZM67 195H68V193H67ZM53 196V195H52ZM52 196L51 195H49V194H46V195H44V198H51L52 199ZM71 197H72V195H70ZM69 196V197H70ZM18 197H19V195H18ZM54 197V196H53ZM68 197V198H69ZM14 198V201H16V199H17V197L15 198V197H13ZM55 198V197H54ZM62 198V197H61ZM67 199V198H66ZM18 200V199H17ZM44 200V199H43ZM57 200H58V198H57ZM72 200H73V198H72ZM7 201V200H6ZM11 201H13V200H11L10 199V202ZM70 201V200H69ZM77 201V200H76ZM44 202V201H43ZM43 202H42V204H43ZM61 202V201H60ZM59 202V203H60ZM13 203V202H12ZM16 203H17V201H16ZM55 203V202H54ZM64 203V202H63ZM80 203V202H79ZM69 204H71V203H69ZM72 204H73V202H72ZM76 204H78L77 202H75V207L76 208H74V209H72V208H70V209H68V210H66V211H64V212H62V215H56V216H54V214L52 213V211L50 212L51 214H49V220H51V225H52V229H49V231L50 230H57V229H61L62 230V232H64V235H63V237L61 236V240L62 241H67V240H72L73 238L72 237H74V238H76L75 236H76V233H73V232H71L72 231V226L74 225L73 223H75V221H76V219H78V216L80 215L79 214V210H78V208L80 209V207L78 206V208H77V206H76ZM9 205H10V203H9ZM20 205V204H19ZM50 205V204H49ZM49 205H47L46 204V206L45 207H47V206H49ZM60 204H58V205H56V206H59ZM66 205L68 206V204H67V202H66ZM56 206H54L55 207V209H57L56 208ZM60 206H63L62 205V202H61V205ZM82 206V205H81ZM11 208H13V207H11ZM42 208V207H41ZM44 208V207H43ZM62 208V207H61ZM66 208V207H65ZM68 208V207H67ZM47 209H48V207H47ZM52 209V208H51ZM63 209V208H62ZM62 209H59L60 211L62 210ZM82 209V208H81ZM9 210V209H8ZM16 210V209H15ZM20 210V209H19ZM47 211V210H46ZM63 211V210H62ZM13 212V211H12ZM49 212V211H48ZM54 212V211H53ZM32 213V212H31ZM60 213V212H59ZM56 214V213H55ZM58 214V213H57ZM31 215V214H30ZM46 215H48V213L46 214ZM242 216V215H241ZM27 217H28V215H27ZM29 218V217H28ZM4 224V223H3ZM12 225V224H11ZM76 225V224H75ZM31 226V227H30ZM49 228H50V225L48 226ZM74 227V226H73ZM17 228V227H16ZM39 228V227H38ZM13 229V228H12ZM46 229V228H45ZM17 230V229H16ZM19 230H21V229H19ZM1 231V230H0ZM27 231V230H26ZM76 231V230H75ZM78 231H79V229H78ZM2 232V231H1ZM13 232V231H12ZM16 232V231H15ZM17 232H19V231H17ZM24 232V231H23ZM31 232V231H30ZM57 232V231H56ZM60 232V231H59ZM29 233V232H28ZM37 233H38V231H37ZM84 233H86V231L84 232ZM89 233V232H88ZM19 234V233H18ZM24 234H26V233H24ZM87 234V233H86ZM19 236V235H18ZM26 236V235H25ZM33 236V235H32ZM78 236H79V234H78ZM15 237V236H14ZM39 237H40V235H39ZM43 238H45V237H43ZM72 238V239H71ZM73 240H75V239H73ZM78 240V239H77ZM69 242V241H68ZM72 244V243H71ZM105 244V243H104ZM189 244V243H188ZM90 245V244H89ZM93 245H94V243H93ZM113 245V244H112ZM108 246V245H107ZM114 246V245H113ZM41 247V246H40ZM95 247H97V246H95ZM101 247V246H100ZM44 248V247H43ZM97 248H99V247H97ZM96 248V249H97ZM116 248V247H115ZM95 249V250H96ZM94 250V251H95ZM98 250H100V249H97V251ZM113 250V249H112ZM123 250V249H122ZM121 250V251H122ZM124 250H126L125 248H124ZM43 251V250H42ZM59 251V250H58ZM91 251V250H90ZM89 251V252H90ZM97 251H96V253H97ZM106 251H107V249H106ZM127 251V250H126ZM53 252V251H52ZM93 252V251H92ZM99 252H101V251H99ZM115 252H117V251H115ZM132 252V251H131ZM95 253V252H94ZM103 253V252H102ZM112 253V252H111ZM127 253H128V251H127ZM99 254V253H98ZM110 254V253H109ZM118 254V253H117ZM123 254V253H122ZM129 254V253H128ZM127 254V256H129ZM92 255V254H91ZM103 255V254H102ZM29 256V255H28ZM72 257V256H71ZM130 257V256H129ZM130 259V258H129ZM145 259H147V258H145ZM107 260V259H106ZM138 260V259H137ZM140 261H141V259H140ZM12 262V261H11ZM10 262V263H11ZM97 262V261H96ZM104 262H106L105 260H104ZM138 262V261H137ZM101 263V262H100ZM106 263H108L109 264V261L108 262H106ZM132 263H133V261H132ZM146 263H147V261H146ZM98 264V263H97ZM128 264V263H127ZM129 264H130V262H129ZM136 264V263H135ZM140 264V263H139Z\"/></svg>",
    "mask_w": 264,
    "mask_h": 264
}]
</instances>
